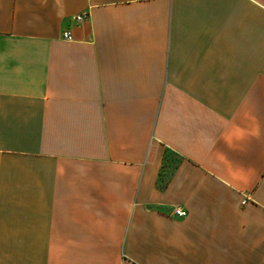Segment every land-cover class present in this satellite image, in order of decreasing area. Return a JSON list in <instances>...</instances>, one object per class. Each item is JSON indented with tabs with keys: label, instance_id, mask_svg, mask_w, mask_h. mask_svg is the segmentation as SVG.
<instances>
[{
	"label": "crops",
	"instance_id": "1",
	"mask_svg": "<svg viewBox=\"0 0 264 264\" xmlns=\"http://www.w3.org/2000/svg\"><path fill=\"white\" fill-rule=\"evenodd\" d=\"M0 264H264V0H0Z\"/></svg>",
	"mask_w": 264,
	"mask_h": 264
},
{
	"label": "built area",
	"instance_id": "2",
	"mask_svg": "<svg viewBox=\"0 0 264 264\" xmlns=\"http://www.w3.org/2000/svg\"><path fill=\"white\" fill-rule=\"evenodd\" d=\"M87 16H88L87 13H81V14H76V15L72 16V19L75 20L76 22H81ZM62 37L66 40H70L71 39V33L69 31H64L62 33ZM245 202H246V199L243 200V203H245ZM174 214L176 216L183 217L186 215V210L181 208V207H177L174 209Z\"/></svg>",
	"mask_w": 264,
	"mask_h": 264
}]
</instances>
